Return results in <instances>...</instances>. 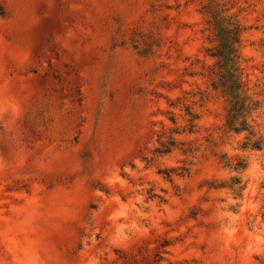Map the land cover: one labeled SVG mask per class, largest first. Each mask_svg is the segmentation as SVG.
Segmentation results:
<instances>
[{"label": "rangeland", "instance_id": "374dc122", "mask_svg": "<svg viewBox=\"0 0 264 264\" xmlns=\"http://www.w3.org/2000/svg\"><path fill=\"white\" fill-rule=\"evenodd\" d=\"M203 3L0 0V264H264V147L226 128ZM232 5L262 107L264 0Z\"/></svg>", "mask_w": 264, "mask_h": 264}, {"label": "trees", "instance_id": "16d2710c", "mask_svg": "<svg viewBox=\"0 0 264 264\" xmlns=\"http://www.w3.org/2000/svg\"><path fill=\"white\" fill-rule=\"evenodd\" d=\"M202 12L208 17V23L212 26L215 37L216 46L212 49L211 56L217 59L216 72H213L212 87L215 90H220L228 100L226 128L229 132L241 134L245 132L242 148L244 150L256 151L264 147V137L257 130L254 124V116L252 113L261 107V100L250 94L243 82L241 67L239 64V46L243 26L240 23L237 15L231 10L234 0H203ZM154 45L160 46V38L154 42L147 44V49H151ZM135 48H138L137 44ZM186 125L183 129H175L176 133H190L195 131L197 126L196 120L198 115L192 110L189 105H186ZM251 117V123L249 118ZM173 122L176 120L173 118ZM178 144L184 145L183 141H179L171 136L167 141L159 140V146L152 150L154 155L164 156L173 151ZM196 150L191 144L184 147L185 152H193ZM150 161L148 157L144 158ZM226 166L232 167L230 160H227ZM234 170L242 172L247 168L246 160H239L233 167ZM174 169L159 170L164 173L166 178L172 181V173ZM189 171L188 168H182L181 175ZM246 184L241 176H233L229 184V188L236 196H242ZM149 199H159L160 202H165L166 199L155 192L154 188L147 190Z\"/></svg>", "mask_w": 264, "mask_h": 264}, {"label": "clouds", "instance_id": "9594fccd", "mask_svg": "<svg viewBox=\"0 0 264 264\" xmlns=\"http://www.w3.org/2000/svg\"><path fill=\"white\" fill-rule=\"evenodd\" d=\"M252 116L256 117V119L264 125V106L260 107L257 111L252 113ZM249 123H251V117L249 118ZM245 132H241V137L245 135Z\"/></svg>", "mask_w": 264, "mask_h": 264}]
</instances>
